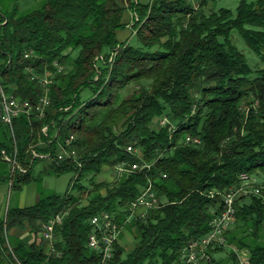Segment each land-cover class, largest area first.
<instances>
[{"label":"trees","instance_id":"trees-1","mask_svg":"<svg viewBox=\"0 0 264 264\" xmlns=\"http://www.w3.org/2000/svg\"><path fill=\"white\" fill-rule=\"evenodd\" d=\"M20 1L0 0V78L33 103L44 91L28 69L54 72L55 81L46 115L15 118V136L0 106V192L11 180L22 191L44 174L73 175L64 193L43 189L34 205L9 206L0 218V264H102L101 253L88 246L92 218L102 212L114 213L137 241L126 255L118 242L110 264H182L183 247L209 232L222 194L243 186V173L261 191L237 200L236 227L227 236L252 264H264V69L253 77L231 38L237 28L264 59V0H240L236 12L208 9L210 0H41L27 11ZM128 11L134 38L120 41ZM70 135L81 167L33 158L31 145L56 154L58 141ZM16 145L27 173L12 174L3 159L2 150L12 155ZM123 160L151 168L120 176L115 164ZM109 168L117 179L98 181ZM149 181L159 205L144 217L131 215ZM59 214L63 222L50 247L43 225ZM13 228H28L35 240L10 234ZM224 250L214 248L209 264H239L233 249L216 257Z\"/></svg>","mask_w":264,"mask_h":264},{"label":"built area","instance_id":"built-area-1","mask_svg":"<svg viewBox=\"0 0 264 264\" xmlns=\"http://www.w3.org/2000/svg\"><path fill=\"white\" fill-rule=\"evenodd\" d=\"M31 53H26V56H30ZM59 67L61 72L63 67ZM28 72H31V80L38 82L44 91L37 103H33L29 99H24L16 95L14 91L8 90L7 86L0 80L1 119L10 127L13 136H15V118L21 114H27L29 117L33 114H37L40 118H43L46 115L47 108L51 105L50 90L55 81L54 74L50 72L40 74L35 72L32 68H29ZM64 109L68 110L69 107ZM162 123H166V120L162 121ZM42 131L45 135H48L49 125L43 126ZM57 136L58 131H56L55 134V137ZM187 140H196V143H201L200 138L188 137ZM52 141L53 140L50 139L46 144L50 145ZM74 142L75 141L69 137L58 141L59 150L56 154H53L52 151L40 152L34 148V145H31L33 158H41L47 162L57 163L75 160L78 162V166L81 167L82 163L78 160L79 153ZM127 150L129 152H134L135 148ZM2 156L5 161L11 164L12 174H14L16 170L22 173L28 172V167L22 165L19 161V149L17 145L12 155L6 150H2ZM150 168L151 165L149 162H130L128 160H123L122 163L115 165V171L120 176L127 172ZM241 178L244 181L243 186L231 188L229 191L222 194V200L219 202L218 208L214 211L215 216L210 221L209 232L199 238L191 240L183 247L180 257L182 264H209L211 263L212 250L214 248L224 247L226 250L229 246L239 254V264H252L250 262L249 253L246 250H240L230 245L227 236L228 230L235 223L237 218V200L241 196L253 191H261L259 187H254L253 184L249 183L248 174L243 173ZM10 185L12 188V180ZM159 203L160 199L157 196V192L154 190L153 183L150 181L143 192L131 203V215L144 217L149 210L156 208ZM131 218L130 216L127 221L129 222ZM62 222L63 216L59 214L52 217L43 225V235L50 247L53 246L56 226ZM92 223L94 227L89 236L88 246L92 250L101 253L102 264H110V260L114 255L115 245L120 239L122 226L119 224L117 216L111 212H102L95 215L92 218Z\"/></svg>","mask_w":264,"mask_h":264},{"label":"rangeland","instance_id":"rangeland-1","mask_svg":"<svg viewBox=\"0 0 264 264\" xmlns=\"http://www.w3.org/2000/svg\"><path fill=\"white\" fill-rule=\"evenodd\" d=\"M41 0H21L20 6L22 11H27L31 9L38 8L41 5ZM240 4V0H210L207 8L208 9H219L221 7H227L233 10L234 12L237 11V8ZM134 16V14H133ZM131 27H133L131 25ZM129 35V40L132 41L134 38V30H129L128 28H122L118 30L117 36L119 40L121 41L122 38L125 36ZM231 38L234 44L237 46V48L244 53L247 62L253 69V77L257 75V71L264 69V59L257 53L255 52L246 42L245 38L241 34V32L235 28L232 30L231 33ZM78 54V50H75L72 53V58H75L76 55ZM90 90H84L83 91V96L88 95ZM130 92L127 91L125 92L124 96H129ZM5 165V164H4ZM8 167V164L5 165ZM11 166V165H9ZM45 164L43 162H40L36 164L35 166V176L38 177L40 173L44 170ZM115 172L112 169H105L104 172L98 177V181H107V182H113L116 178ZM72 172H64L59 175L55 174H44L42 175V179L39 181H34L36 183L33 185V183L30 185L31 186V191L29 192V189H27V192L25 193L24 196H27V201L29 203H34L37 201V191L39 192V187L42 189H45L46 191H51L52 193H64L69 187H70V182L72 179ZM257 181L256 178H253V181ZM84 183V181H83ZM1 192H0V218L4 217L7 213V210L10 205H19L21 201L22 191L12 189L10 183H6L2 185L1 187ZM36 188V190H34ZM105 191V190H104ZM77 195H79L78 191L76 192ZM26 198V197H25ZM84 202L87 203V195H84ZM126 225V224H125ZM123 226L121 229V235L119 242L122 246L125 247L127 252H125V255L132 251L135 246L137 245V241L135 239V235L133 230L128 227V225ZM236 223H234L231 228H235ZM264 242V241H263ZM230 244V243H229ZM231 245V244H230ZM232 248L229 246L226 250L221 251L219 253H216V257L218 258H223L226 256V254H230V250ZM228 256V255H227Z\"/></svg>","mask_w":264,"mask_h":264},{"label":"crops","instance_id":"crops-1","mask_svg":"<svg viewBox=\"0 0 264 264\" xmlns=\"http://www.w3.org/2000/svg\"><path fill=\"white\" fill-rule=\"evenodd\" d=\"M146 1V0H145ZM133 18H134V16H133V13L131 12V11H128L127 12V14H126V16H125V21L126 22H130L129 23V25L126 27V28H128L129 30H134V28L133 27H131V25L133 26V23H132V20H133ZM135 32V31H134ZM129 38V35L127 34V36H125L124 38H122V40L121 41H124V40H127ZM33 183V185H35L36 183H34V181L33 182H31V183H29V184H27V185H25L24 186V188H23V190H22V197H21V201H20V204H19V206L20 207H25V206H30V205H34L37 201H38V199L40 198V196H41V190H43L42 188H40L39 187V192L37 191V196H38V198H37V201H35L34 203H29L28 201H27V196H24V194L27 192V189H29V192L31 191V184ZM2 189V188H1ZM34 190H36V188H34ZM29 192H27V193H29ZM26 195V194H25ZM26 197V198H25ZM10 234H14V235H16V236H21V237H24L26 240H27V242L28 243H32L34 240H35V235H34V233H32L28 228H26V229H22V228H13V229H11V231H10ZM248 252V251H247ZM227 256H225V257H223V258H226Z\"/></svg>","mask_w":264,"mask_h":264},{"label":"bare ground","instance_id":"bare-ground-1","mask_svg":"<svg viewBox=\"0 0 264 264\" xmlns=\"http://www.w3.org/2000/svg\"><path fill=\"white\" fill-rule=\"evenodd\" d=\"M114 57H115V56H114ZM58 71L60 72V67H59ZM55 72H57V70H56ZM53 73H54V72H53ZM53 73H52V74H53ZM0 80H1V78H0ZM173 128H174V127H173ZM69 138H72V140H74V141L76 140L75 135H70ZM189 141H191V142L193 141L194 143H196V140H189ZM194 143H193V144H194ZM133 148H134L133 145H129V146L127 147V149H133ZM129 153H130V152H129ZM140 157H141V156H140ZM139 161H140V160H139ZM148 161H149V160H148ZM131 162H132V161H131ZM134 162H135V161H134ZM119 163H122V161L119 162ZM119 163L117 162V164H115V165H118ZM124 176H125V175H124ZM252 178H253V177H252ZM116 179H117V178H116ZM251 180H252V179L249 177V183H251ZM149 182H150V181H149ZM251 184H254V183H251ZM237 208H238V207H237Z\"/></svg>","mask_w":264,"mask_h":264}]
</instances>
